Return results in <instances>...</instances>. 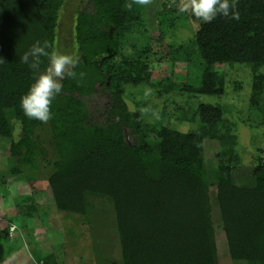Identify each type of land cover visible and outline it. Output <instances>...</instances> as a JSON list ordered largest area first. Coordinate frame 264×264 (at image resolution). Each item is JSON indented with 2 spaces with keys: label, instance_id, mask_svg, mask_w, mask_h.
Masks as SVG:
<instances>
[{
  "label": "trees",
  "instance_id": "1",
  "mask_svg": "<svg viewBox=\"0 0 264 264\" xmlns=\"http://www.w3.org/2000/svg\"><path fill=\"white\" fill-rule=\"evenodd\" d=\"M62 2L0 0V138L10 140V154L19 165H33L42 154L34 138L39 121L28 118L20 107L33 74L19 58L37 41L47 42L52 52ZM142 4L141 0H82L77 11V72L83 76L63 81L48 121L55 158L47 183L55 208L76 214L83 222L87 195L108 197L122 264H216L210 218L213 187L231 259L238 264H264V163L256 158L252 185L233 182L232 166L239 157L232 128L221 124L220 107L197 105L194 116L200 123L195 130L186 133L162 126L159 140L151 142L143 134L141 111L130 110L124 100L122 76L125 82H136L140 71L126 74L115 58L122 36L141 23ZM238 11L239 21L220 16L211 23L199 21L189 45L202 60L192 64L189 79L173 85L219 95L224 92L225 64H248L253 77L251 102L264 116V72L260 71L264 0H238ZM217 64L223 69H216ZM46 65L45 57L42 68ZM103 89L109 90L110 102L100 121L88 100ZM126 128L138 135L136 144L124 139ZM204 137L220 144L211 179L201 155ZM28 207L36 210L32 202ZM38 261L58 264L52 253Z\"/></svg>",
  "mask_w": 264,
  "mask_h": 264
},
{
  "label": "rangeland",
  "instance_id": "2",
  "mask_svg": "<svg viewBox=\"0 0 264 264\" xmlns=\"http://www.w3.org/2000/svg\"><path fill=\"white\" fill-rule=\"evenodd\" d=\"M81 2L63 0L57 14L52 51L79 55L75 19ZM185 3L187 0H149L140 6L141 23L122 36L115 58V64L126 74L140 71L136 82H125L122 76L124 100L130 110L141 111L143 134L151 142L159 140L162 126L192 132L200 123V118L194 116L197 105H218L221 124L232 128L239 157L238 164L232 166L233 182L252 185L256 158L264 163V116L251 102L253 77L249 65L226 63L224 92L219 95L193 93L173 85L177 80L189 79L192 64L202 60L189 45L200 20L190 12L179 11ZM180 44H186L183 51L176 50ZM215 68L223 69V65L217 64ZM260 71L264 72V67ZM108 91H96L88 100L100 121L106 117L109 106ZM123 133L128 143H137L136 133L128 128ZM34 138L42 154L36 156L33 165H19L10 154V140L0 138V264H40L38 258L47 253L55 255L58 264H122L111 200L87 195L83 222L76 214L58 211L47 183L53 169L51 160L55 158L48 122L39 121ZM202 145L203 164L211 179L218 165L220 144L216 139L204 137ZM213 190L211 187L210 218L215 263L238 264L229 255ZM31 202L36 210L29 209Z\"/></svg>",
  "mask_w": 264,
  "mask_h": 264
},
{
  "label": "clouds",
  "instance_id": "3",
  "mask_svg": "<svg viewBox=\"0 0 264 264\" xmlns=\"http://www.w3.org/2000/svg\"><path fill=\"white\" fill-rule=\"evenodd\" d=\"M147 4L149 0H141ZM179 11L190 12L202 22L211 23L218 16L229 21H239L238 0H187ZM49 45L39 41L34 43L20 61L32 70L33 80L28 90L20 98V107L24 114L40 122L47 123L53 116L51 106L61 94L66 78L77 79L80 57L70 51H48ZM47 58V65L42 68V58Z\"/></svg>",
  "mask_w": 264,
  "mask_h": 264
}]
</instances>
